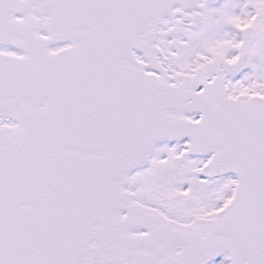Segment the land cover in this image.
Instances as JSON below:
<instances>
[{"label":"snow or ice","instance_id":"snow-or-ice-1","mask_svg":"<svg viewBox=\"0 0 264 264\" xmlns=\"http://www.w3.org/2000/svg\"><path fill=\"white\" fill-rule=\"evenodd\" d=\"M0 264H264V0H0Z\"/></svg>","mask_w":264,"mask_h":264}]
</instances>
